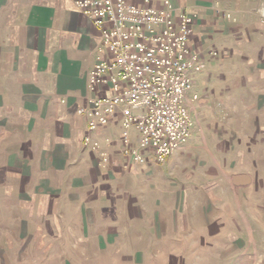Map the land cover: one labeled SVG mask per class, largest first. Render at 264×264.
Instances as JSON below:
<instances>
[{
	"label": "crops",
	"instance_id": "0c3cea01",
	"mask_svg": "<svg viewBox=\"0 0 264 264\" xmlns=\"http://www.w3.org/2000/svg\"><path fill=\"white\" fill-rule=\"evenodd\" d=\"M151 1L160 6L165 0ZM169 1L176 10L197 15L191 45L203 61L207 54L212 56L208 52H220L219 63L224 69L220 78L226 87L222 94L227 99L218 112L222 143L234 149L249 136L246 147L254 153L249 160L251 171L237 172L230 178L227 198L231 206L214 192L226 184L224 178L219 182L223 168L204 161L197 175L188 172L182 189L170 191L167 199L171 203L167 199L163 205L161 201L150 202L144 205L145 212L154 216L157 205L168 211L163 212L168 215L165 220L162 214L155 218L153 229L159 239L165 230L171 231L174 239L180 236L188 240L194 230L217 232L219 226L231 228L234 223L246 236V246H252V222L259 226L264 223L260 218V210L264 211V0ZM100 43L101 33L93 21L71 0H0V199H16L13 207L31 208L32 217L38 216L32 229L42 239L39 246L48 241L52 245L63 237L66 228L61 225L66 215L73 216L66 225L79 233L83 220L91 215L93 237L105 247L144 241L141 233L130 238L128 227L107 222L119 221V216H144L142 206L129 205L133 196L122 189L138 180L147 165L126 166L118 141L120 123L96 136L102 142L106 136L114 139L111 146H103L110 154L109 164L102 165L100 154L86 151L82 145L86 120L77 109L89 96V72L96 63ZM213 94L207 91L200 95L192 110L200 109L204 114ZM229 128L230 140L225 136ZM187 148L186 143L179 151ZM236 175L250 179L236 185ZM246 196L254 198L252 207L240 200ZM64 200L73 201L72 211L63 209ZM117 201L126 208L119 210ZM206 201L211 203L208 208ZM192 202L199 208L191 210ZM231 208L238 212L231 213ZM213 212L208 228L206 218ZM251 212L257 215L255 220L250 218ZM103 225L104 233L98 237L95 229ZM231 241L245 245L237 234Z\"/></svg>",
	"mask_w": 264,
	"mask_h": 264
},
{
	"label": "rangeland",
	"instance_id": "374dc122",
	"mask_svg": "<svg viewBox=\"0 0 264 264\" xmlns=\"http://www.w3.org/2000/svg\"><path fill=\"white\" fill-rule=\"evenodd\" d=\"M207 55L202 71L194 76V90L201 96L207 91L214 94L211 95L212 100L204 114H201L200 109L192 110L195 124L187 142L188 148L181 150L182 152L177 150L165 162H159L151 157L147 160V169L139 173L138 180L129 182V185H126L127 189H122L133 196L128 200L129 205L142 206L143 217L134 219L131 216H119V221L107 220L110 225L128 227L126 234L130 238L136 233H141L144 241H132V245L127 246L105 247L95 239L96 237H93L94 225H92L91 215L87 214L86 220H83L81 233L66 225V223L70 224L69 221L73 218L72 215H66L61 225L63 229L66 228L62 230L63 237L52 245L48 241L45 246H39L42 239L40 235L37 236L38 231L32 229L33 221L38 216L32 217L31 208L24 210L13 207L11 204L17 202L16 199H0V264H264V223L259 226L257 221L252 222L251 228L255 239L252 246H246L248 243L246 236L238 232L239 226L234 223L231 228L227 225L219 226L217 232L207 229L198 233L194 230L192 239L188 240H183L180 236L174 239L172 232L165 230L164 236L159 239L156 230L153 229L155 218L157 214H162L163 219L167 218L168 215H163V212L168 211L164 210L163 206L157 205L154 207V216L145 212L144 205L150 202L159 204L160 201L163 205L170 191L182 189L184 187L182 181L188 176V172L197 175V169L204 166V161L206 164L210 163V166H213L212 163L215 162V165H219V169L223 168V174L225 171V176H222V173L219 175V182L225 179L227 187L224 186L223 189L217 187L214 192L218 197H224L223 202L225 200L229 207L232 203L227 198V195L230 196L227 190H230L228 185L231 176L237 172H247L252 169L250 161L254 152H250L246 147L249 136H245L243 143L239 142L234 149H231L232 145L227 146L222 143L221 136L224 134L220 130L223 125L218 112L222 104L224 105L223 102L227 100L222 94L226 87L220 78L224 69L219 63L220 52L217 56ZM228 130L230 132L225 136L230 140L233 136L231 129ZM84 150L89 151L86 148ZM167 200L169 203L172 202L170 199ZM240 200L243 203H249L252 207L254 198L246 196ZM71 202L64 200L63 209L72 211L74 206L70 205ZM204 204L206 208L211 206V203L207 201ZM117 206L119 210L126 208L121 201L119 203L117 201ZM199 206L198 203H193L190 207L192 210ZM233 212H238V209L231 208V213ZM214 213L207 215L208 228H211ZM234 218L239 220L238 217ZM250 218L255 220L257 215L251 212ZM260 218L264 222L263 210H260ZM24 224L27 225L24 226ZM143 224L145 227L142 226ZM105 227L103 225L101 229H95L98 232L95 235L101 236ZM23 233H25L24 236H22ZM233 234L241 237L245 245L232 242Z\"/></svg>",
	"mask_w": 264,
	"mask_h": 264
},
{
	"label": "built area",
	"instance_id": "2783aa9c",
	"mask_svg": "<svg viewBox=\"0 0 264 264\" xmlns=\"http://www.w3.org/2000/svg\"><path fill=\"white\" fill-rule=\"evenodd\" d=\"M71 1L101 33L89 96L77 109L86 120L83 147L109 164L103 146L114 139L96 136L118 122L126 166L151 157L165 162L188 142L195 124L192 105L200 95L194 76L204 64L191 45L197 15L176 10L169 0L160 6L151 0Z\"/></svg>",
	"mask_w": 264,
	"mask_h": 264
},
{
	"label": "water",
	"instance_id": "95a60500",
	"mask_svg": "<svg viewBox=\"0 0 264 264\" xmlns=\"http://www.w3.org/2000/svg\"><path fill=\"white\" fill-rule=\"evenodd\" d=\"M249 176H244V175H236L233 177V182L234 184L238 185V183L240 182H243V183H246L248 180H249Z\"/></svg>",
	"mask_w": 264,
	"mask_h": 264
}]
</instances>
